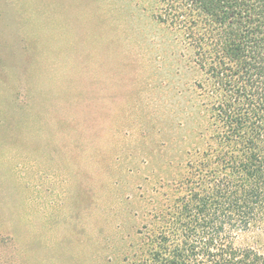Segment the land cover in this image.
Segmentation results:
<instances>
[{"label":"rangeland","instance_id":"rangeland-1","mask_svg":"<svg viewBox=\"0 0 264 264\" xmlns=\"http://www.w3.org/2000/svg\"><path fill=\"white\" fill-rule=\"evenodd\" d=\"M162 6L0 0V264H130L209 172L207 75ZM234 243L264 254V225Z\"/></svg>","mask_w":264,"mask_h":264},{"label":"trees","instance_id":"trees-1","mask_svg":"<svg viewBox=\"0 0 264 264\" xmlns=\"http://www.w3.org/2000/svg\"><path fill=\"white\" fill-rule=\"evenodd\" d=\"M160 2L159 20L184 31L207 75L198 87L219 131L200 163L209 172L187 181L153 246L130 264H264V254L234 243L264 225V0Z\"/></svg>","mask_w":264,"mask_h":264}]
</instances>
